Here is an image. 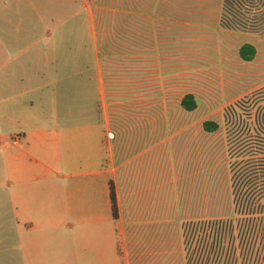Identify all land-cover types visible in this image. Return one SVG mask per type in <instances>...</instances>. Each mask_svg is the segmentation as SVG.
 I'll list each match as a JSON object with an SVG mask.
<instances>
[{
	"label": "crops",
	"instance_id": "crops-1",
	"mask_svg": "<svg viewBox=\"0 0 264 264\" xmlns=\"http://www.w3.org/2000/svg\"><path fill=\"white\" fill-rule=\"evenodd\" d=\"M56 2L0 0V264H171V166L157 155L155 59L141 51L139 13L114 45L84 15L96 95L79 73L88 108L71 110L76 69L60 43L77 14L57 18Z\"/></svg>",
	"mask_w": 264,
	"mask_h": 264
},
{
	"label": "rangeland",
	"instance_id": "rangeland-1",
	"mask_svg": "<svg viewBox=\"0 0 264 264\" xmlns=\"http://www.w3.org/2000/svg\"><path fill=\"white\" fill-rule=\"evenodd\" d=\"M58 1L57 18L62 19L68 8L69 12L74 8L77 14L74 35L60 41L61 49L67 45L71 48V75L73 65L76 69L75 83L71 77L68 92L71 98L75 96V102H70L71 110L88 108L81 100L85 89L79 73L87 75L86 89L92 104L96 95L95 59L84 15L92 14L93 28L106 35L102 42L114 45L119 43L112 32L131 28L132 9L139 13L134 27L138 20L141 51L149 46L150 56L155 59L157 155L161 153L163 158L165 154L171 166V264H187V259L190 264L197 244L185 245L183 224L230 216L234 177L231 163L255 151L256 136L261 138L264 0H75L70 7H66V0ZM65 16L71 18L72 13ZM243 43L255 48L250 61L238 56ZM60 62H65L64 55ZM112 86L116 87L115 82ZM186 94H191L196 104L192 111L180 106ZM206 120L215 122L217 129L204 132L201 125ZM237 148L240 153L235 151ZM2 184L0 164L1 191ZM234 236L237 241L235 230Z\"/></svg>",
	"mask_w": 264,
	"mask_h": 264
},
{
	"label": "trees",
	"instance_id": "trees-1",
	"mask_svg": "<svg viewBox=\"0 0 264 264\" xmlns=\"http://www.w3.org/2000/svg\"><path fill=\"white\" fill-rule=\"evenodd\" d=\"M254 55L255 48L250 43H243L238 49V56L243 61H250ZM180 106L185 111H192L196 106L192 95H184ZM201 126L204 132L217 129V124L208 120ZM260 129L257 131L261 138L256 136L257 150H250L242 155V158L246 156L244 160L236 159L231 163L234 177L230 216L183 224L185 245L197 244L190 264H261L264 257V123ZM235 151L240 153L239 148ZM237 245L241 248L235 249Z\"/></svg>",
	"mask_w": 264,
	"mask_h": 264
},
{
	"label": "built area",
	"instance_id": "built-area-1",
	"mask_svg": "<svg viewBox=\"0 0 264 264\" xmlns=\"http://www.w3.org/2000/svg\"><path fill=\"white\" fill-rule=\"evenodd\" d=\"M14 139L16 138V137H13Z\"/></svg>",
	"mask_w": 264,
	"mask_h": 264
}]
</instances>
